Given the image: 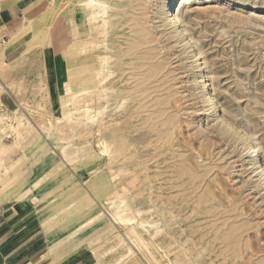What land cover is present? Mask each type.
I'll return each instance as SVG.
<instances>
[{
	"label": "rangeland",
	"instance_id": "obj_1",
	"mask_svg": "<svg viewBox=\"0 0 264 264\" xmlns=\"http://www.w3.org/2000/svg\"><path fill=\"white\" fill-rule=\"evenodd\" d=\"M168 1L67 0L54 74L0 67V199L52 258L264 264V0Z\"/></svg>",
	"mask_w": 264,
	"mask_h": 264
},
{
	"label": "crops",
	"instance_id": "obj_2",
	"mask_svg": "<svg viewBox=\"0 0 264 264\" xmlns=\"http://www.w3.org/2000/svg\"><path fill=\"white\" fill-rule=\"evenodd\" d=\"M66 5L67 0H0V67L13 65L45 43L51 45L45 67L54 74L57 58L51 53L73 22ZM55 82L50 80V88ZM39 215L25 200L0 199V264H80L78 258L49 255L56 249L42 235Z\"/></svg>",
	"mask_w": 264,
	"mask_h": 264
},
{
	"label": "bare ground",
	"instance_id": "obj_3",
	"mask_svg": "<svg viewBox=\"0 0 264 264\" xmlns=\"http://www.w3.org/2000/svg\"><path fill=\"white\" fill-rule=\"evenodd\" d=\"M176 0H169L168 3H166V8L164 9L163 11V18L166 22L168 23H171L173 26L177 27L179 25V20H178V17L176 15V6H177V3L180 2V0H178V2L175 3ZM101 6V5H100ZM103 10L102 12H104L105 14H107L108 12H113L114 11V8L112 6H103ZM101 17V16H100ZM202 53H203V50H202ZM201 51H199V57L201 56ZM204 55V54H203ZM199 59V58H198ZM202 60V59H201ZM89 64V63H88ZM96 67V66H95ZM205 69V68H204ZM206 72V71H205ZM100 76V75H99ZM207 79V78H205ZM208 80V79H207ZM205 80V83H204V89H203V92L206 94L208 92V89H209V83L208 81ZM210 82V81H209ZM99 85V84H98ZM211 85V84H210ZM212 89V87H211ZM214 94V93H213ZM209 98L211 97L210 94L207 95ZM114 121V120H113ZM119 122V121H118ZM121 122V121H120ZM112 124V123H111ZM108 125V124H107ZM110 125V124H109ZM115 125V124H114ZM113 125V126H114ZM111 126V125H110ZM117 127V126H116ZM126 134V133H125ZM125 143V142H124ZM122 144V143H121ZM127 144V142H126ZM130 146V145H129ZM254 146V145H252ZM109 148V147H108ZM126 149V148H125ZM127 149L128 146H127ZM133 149V148H132ZM106 151V150H105ZM123 151V149H122ZM110 152V151H109ZM126 151L124 150V153ZM122 153V152H120ZM249 153L251 154L250 156L252 157V159L256 158L257 160H259L260 156L257 152V150L252 147L251 149H249ZM254 154V156H253ZM125 155V154H124ZM109 156V155H108ZM128 156V155H127ZM126 157V156H125ZM122 158V157H121ZM130 161V160H129ZM120 162V161H119ZM125 162V161H124ZM114 163V162H113ZM122 163V162H120ZM126 163V162H125ZM128 164V163H126ZM253 168V167H252ZM254 173H256V176L260 179L259 181H263L264 183V176H263V173L264 171H260V172H257L256 170H254ZM129 175V174H128ZM131 177V176H130ZM255 178V177H254ZM128 179V178H127ZM127 181V180H126ZM128 182V181H127ZM126 183V182H125Z\"/></svg>",
	"mask_w": 264,
	"mask_h": 264
}]
</instances>
